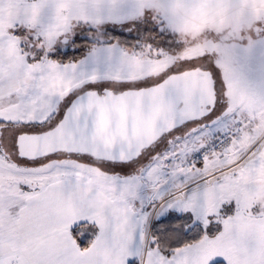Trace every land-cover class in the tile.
<instances>
[{
    "label": "snow or ice",
    "instance_id": "snow-or-ice-1",
    "mask_svg": "<svg viewBox=\"0 0 264 264\" xmlns=\"http://www.w3.org/2000/svg\"><path fill=\"white\" fill-rule=\"evenodd\" d=\"M238 7L0 0V264H264V92L236 63L264 0Z\"/></svg>",
    "mask_w": 264,
    "mask_h": 264
},
{
    "label": "rangeland",
    "instance_id": "rangeland-1",
    "mask_svg": "<svg viewBox=\"0 0 264 264\" xmlns=\"http://www.w3.org/2000/svg\"><path fill=\"white\" fill-rule=\"evenodd\" d=\"M119 31L120 29H116L117 33ZM243 42L247 45V48L237 56L236 63L240 67L242 77L249 89L254 92H264V33L259 31L254 34L245 33ZM78 43H83V41ZM228 46L235 47L238 51L240 48L237 41H231ZM81 49L68 48V56L63 57V59L82 58L87 49ZM245 76H250L251 80L245 79Z\"/></svg>",
    "mask_w": 264,
    "mask_h": 264
},
{
    "label": "clouds",
    "instance_id": "clouds-1",
    "mask_svg": "<svg viewBox=\"0 0 264 264\" xmlns=\"http://www.w3.org/2000/svg\"><path fill=\"white\" fill-rule=\"evenodd\" d=\"M254 2V0H238V4L239 7L237 8V12L247 6L250 5ZM237 22H238V16L233 15L229 20L224 21L223 23V27L225 28V30H230V29H235V27L237 26ZM194 22L191 20V18L186 17L184 15V11L183 8L181 7L179 9V15L177 17L176 23H175V28H176V35L178 38L183 39L185 37L191 39L193 38V30H192V24ZM198 23V22H197ZM185 28H188V31H185Z\"/></svg>",
    "mask_w": 264,
    "mask_h": 264
},
{
    "label": "crops",
    "instance_id": "crops-1",
    "mask_svg": "<svg viewBox=\"0 0 264 264\" xmlns=\"http://www.w3.org/2000/svg\"><path fill=\"white\" fill-rule=\"evenodd\" d=\"M239 68H240V67H239ZM251 72L253 73V71H251ZM245 79H247V80H248V79L251 80V77H250V76H248V77L245 76Z\"/></svg>",
    "mask_w": 264,
    "mask_h": 264
},
{
    "label": "trees",
    "instance_id": "trees-1",
    "mask_svg": "<svg viewBox=\"0 0 264 264\" xmlns=\"http://www.w3.org/2000/svg\"><path fill=\"white\" fill-rule=\"evenodd\" d=\"M82 50V49H81ZM77 58H79V57H77Z\"/></svg>",
    "mask_w": 264,
    "mask_h": 264
}]
</instances>
